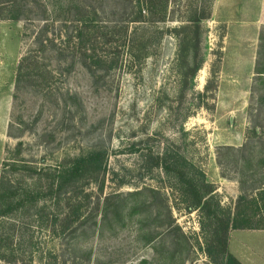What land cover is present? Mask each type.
<instances>
[{"label": "rangeland", "instance_id": "rangeland-1", "mask_svg": "<svg viewBox=\"0 0 264 264\" xmlns=\"http://www.w3.org/2000/svg\"><path fill=\"white\" fill-rule=\"evenodd\" d=\"M214 3L168 0L164 21L143 11L124 23L126 0H29L28 18L0 19V181L45 188L54 167L105 152L104 171L77 183L89 194L83 226L53 236L32 208L16 217L17 261L0 264H221L205 251L200 223L209 219L185 210L151 156L182 157L230 209L264 186V74L255 72L264 71V0H219L213 14ZM73 4L96 12L83 43ZM195 11H210L197 28L198 70L185 27ZM253 50L252 70L243 57ZM28 53L41 87L15 82ZM84 53L102 66L88 68ZM234 231L241 263L264 264V230Z\"/></svg>", "mask_w": 264, "mask_h": 264}, {"label": "trees", "instance_id": "trees-1", "mask_svg": "<svg viewBox=\"0 0 264 264\" xmlns=\"http://www.w3.org/2000/svg\"><path fill=\"white\" fill-rule=\"evenodd\" d=\"M126 1L130 11L126 12L127 14L122 19L124 23L141 22L143 11L149 13L155 21H164L167 16L168 0ZM28 2L29 0L0 1V19L28 18L31 12V9L27 7ZM75 9L77 12L73 20L78 24L76 37L80 43H83L93 35V14L95 15L96 12L94 9L88 10L86 7H75ZM209 16L210 11L206 13L201 11V14H197L195 11L185 20L187 23L185 27L189 29L193 38L191 40L194 44V70L200 69L202 64L197 28H199L201 20ZM181 38L187 37L184 35ZM84 57L89 58L88 68L102 66L104 62L93 53H84ZM39 69L40 66L32 54L28 53L22 56L17 66L15 82L18 84L26 80L30 84L41 87L43 80L37 77ZM215 72L216 69L212 68V74ZM255 72L259 75L264 74L263 69H255ZM151 156L153 165L161 168L167 177L175 180L178 196L181 197L185 210L188 212L199 210L203 215L205 213L206 218L209 219L207 223H203L204 219L200 223L202 230H206L203 241L207 255H215L216 259L213 261L219 260L221 264H242L227 249L229 231L236 229L264 230V186L257 187L254 192L248 195H239L234 206L230 209L214 199L216 195L213 185L205 180L203 174L194 172L191 165H186L182 157L167 153ZM104 159L105 152L102 150H94L85 155L74 157L68 163L54 167L48 173V183L45 188L15 185L9 179L0 181V259L12 263L17 261L16 254L20 242L18 239L15 240V226L18 222L16 217L28 213L32 208L36 209L32 214L38 219L46 220L48 217L47 221H49L53 236L67 232L74 233L80 226H83L88 220V214H84L80 198L82 197V201H84L89 194H83L77 183L83 179L95 180L94 175L104 171ZM11 170L16 171L14 163L11 165ZM101 184L98 187L100 190ZM40 201V208H36ZM45 201H49L53 208L51 207L48 212H41L45 207ZM92 212L94 211L92 210ZM4 223L7 226H4Z\"/></svg>", "mask_w": 264, "mask_h": 264}, {"label": "crops", "instance_id": "crops-1", "mask_svg": "<svg viewBox=\"0 0 264 264\" xmlns=\"http://www.w3.org/2000/svg\"><path fill=\"white\" fill-rule=\"evenodd\" d=\"M219 2V0H215V3H214V5H213V14L216 12V10H217V3ZM255 50H253V52H252V55L250 56L249 55V57L248 56H246V57H248V58H246V57H243V59H251V63L249 62L248 63V61H247V63H248V67H250L249 69H252L253 70V68H254V60H255ZM234 57V56H233ZM234 58H236V57H234ZM248 69V70H249ZM232 232H229V236H228V240H229V252H231L234 256H235V252L236 253H238V254H240L241 256H239V257H237V256H235L240 262L243 260V258L242 257H245L244 255V253H242V250H241V248H240V245L239 244H237L236 245V247L238 246L239 248H236L237 250H233L234 251V253L232 252V248L230 249V246H231V242H233V237H235L236 238V240H237V236L235 235L236 233H235V231L234 230H231ZM233 238V239H232ZM238 243V242H237ZM246 258V257H245Z\"/></svg>", "mask_w": 264, "mask_h": 264}]
</instances>
